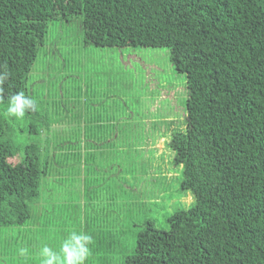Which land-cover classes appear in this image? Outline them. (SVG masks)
<instances>
[{
	"label": "trees",
	"instance_id": "obj_1",
	"mask_svg": "<svg viewBox=\"0 0 264 264\" xmlns=\"http://www.w3.org/2000/svg\"><path fill=\"white\" fill-rule=\"evenodd\" d=\"M72 18L85 44L168 47L187 75L185 127L168 145L195 201L166 229L145 221L126 264H264V0H0V71L10 73L0 93V226H23L43 180L64 176L42 153L44 134L42 145H22L13 133L47 128L29 75L54 46L51 21ZM21 91L38 110L13 128L4 112ZM92 248L91 264L103 263Z\"/></svg>",
	"mask_w": 264,
	"mask_h": 264
},
{
	"label": "rangeland",
	"instance_id": "obj_2",
	"mask_svg": "<svg viewBox=\"0 0 264 264\" xmlns=\"http://www.w3.org/2000/svg\"><path fill=\"white\" fill-rule=\"evenodd\" d=\"M80 23L51 21L54 46L44 56L41 49L29 75L37 105L50 116L47 128L13 133L22 145H42L44 134L42 153L64 176L43 180L23 226H0V264H40L45 244L59 251L73 232L92 237L84 264H91L92 246L101 264H126L145 221L166 229L177 208L195 201L181 188L183 166L173 163L168 145L173 130L185 127L187 75L174 67L168 47L85 44ZM9 122L16 128L15 118Z\"/></svg>",
	"mask_w": 264,
	"mask_h": 264
},
{
	"label": "clouds",
	"instance_id": "obj_3",
	"mask_svg": "<svg viewBox=\"0 0 264 264\" xmlns=\"http://www.w3.org/2000/svg\"><path fill=\"white\" fill-rule=\"evenodd\" d=\"M9 75L10 73L6 69L0 71V93L3 92V85L8 80ZM37 110L35 100L21 91L8 97L4 115L6 117H14L16 120H23L26 112H35ZM91 242L92 237L90 235L71 233L61 244L60 253H62V259L60 253L45 244L40 249V255L43 257L42 264H84L85 259L89 255L86 245ZM26 252L27 249H20L22 256Z\"/></svg>",
	"mask_w": 264,
	"mask_h": 264
},
{
	"label": "crops",
	"instance_id": "obj_4",
	"mask_svg": "<svg viewBox=\"0 0 264 264\" xmlns=\"http://www.w3.org/2000/svg\"><path fill=\"white\" fill-rule=\"evenodd\" d=\"M99 123V122H98ZM101 125V124H100ZM85 126H91V124L90 123H88L87 125L85 124ZM86 128V127H85ZM93 143L92 144H95V145H97V146H99V145H101V143H97V142H95V141H92ZM124 146H125V144L123 143V146H122V148L124 149ZM76 202H78V200H75L74 202H73V204H75ZM93 248H92V254H93V256H94V258H97V255H98V251H97V249L94 247V246H92ZM4 249V248H3ZM57 252V251H56ZM0 260H1V254H0ZM99 260H101V259H99ZM102 262H104L103 260H102ZM110 262H111V260H108L107 261V263H109L110 264ZM40 264H42V260L40 261Z\"/></svg>",
	"mask_w": 264,
	"mask_h": 264
}]
</instances>
